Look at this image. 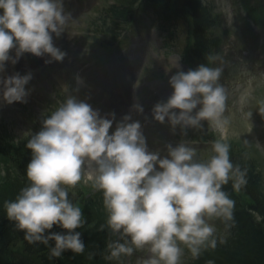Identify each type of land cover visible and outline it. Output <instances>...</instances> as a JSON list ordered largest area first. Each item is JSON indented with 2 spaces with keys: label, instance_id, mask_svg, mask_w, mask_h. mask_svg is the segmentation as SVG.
Segmentation results:
<instances>
[{
  "label": "clouds",
  "instance_id": "clouds-1",
  "mask_svg": "<svg viewBox=\"0 0 264 264\" xmlns=\"http://www.w3.org/2000/svg\"><path fill=\"white\" fill-rule=\"evenodd\" d=\"M0 10V73L25 53L47 55L46 64L64 60L66 52L53 40V34L59 37L71 20L63 0H0ZM218 59L208 53L207 64L176 71L168 81L171 94L151 109L155 121L167 123L174 134L179 128L182 137L189 129L203 130L204 122L219 130V139L211 142L212 155L206 159L185 138L175 145L167 143L165 154L150 150L142 124L131 114L115 121L114 112L101 115L63 88L64 99L43 114L40 130L26 141L31 151L26 167L29 183L13 200L4 202L7 218L24 232L28 243L49 246L53 242L50 258L59 259L66 251L84 253L85 242L77 229L86 219L68 189L81 182L87 168L107 214L106 225L98 230L107 227L116 237L106 245L108 259L119 260L147 247L150 256L142 264H180L181 244L194 259L214 250L218 239L212 221L220 219L226 228L236 223V202L224 186L231 181L233 190L239 191L247 184V169L230 158L226 135L230 121L224 115L228 95L220 83L223 68L211 66ZM31 79L30 71L0 76V98L7 104L26 103ZM133 109L144 111L139 103ZM257 111L264 117V100ZM252 115V111L245 113L249 120ZM251 214L257 222L264 219L255 211ZM54 227L64 231H52Z\"/></svg>",
  "mask_w": 264,
  "mask_h": 264
},
{
  "label": "rangeland",
  "instance_id": "rangeland-1",
  "mask_svg": "<svg viewBox=\"0 0 264 264\" xmlns=\"http://www.w3.org/2000/svg\"><path fill=\"white\" fill-rule=\"evenodd\" d=\"M73 1L77 5H74L72 12H68L71 14L69 25L59 37L53 34L54 44L65 51L67 57L62 62L53 61L46 64L45 60L49 57L45 55L41 63L33 65L31 70L29 68L25 70L26 73L29 71L32 73V79L26 85V88L30 90L26 103L7 104L0 98V138L7 139L15 145L27 141L31 133L40 130L43 114L54 109L57 102L64 99L66 93L63 88H67L78 99L91 104L94 109L98 106L101 108V102H105L106 98H111L107 96L108 92L96 86L99 82L98 77L120 72L124 78L121 92L125 96L131 94L132 98H140L142 95L140 102L144 111L140 113V116L147 121L141 124L150 150H161V153L165 154L167 143L175 145L185 138L193 141V146L197 148L200 158L209 156L212 153L211 140L201 142L199 134L202 131L205 134L213 131L214 139H219L220 132L207 122H204L203 130L189 129L187 137H182L179 128L174 134L167 123L160 124L152 116L148 119L152 115L153 105L159 99L157 97L153 99V94L145 91L148 86L144 83V76L141 74L144 73L149 81L158 82L163 89L172 92L168 83L169 77L178 70L194 69L182 60L179 51L172 52L164 49V35L156 28L152 17L147 13L137 11L134 19L126 25L125 32L120 38V44H117L116 48L103 47L110 36L107 32L101 33L100 28L95 27L99 24L101 9L111 2L119 3L124 0ZM206 1L213 14H216L220 20L219 24L213 28V34L219 35L223 41L219 53L216 54L220 59L211 66L223 68L220 83L226 88L228 95L224 115L230 121L226 129L227 142L233 149L241 150L245 158L253 160L261 175L260 185L264 195V117L257 111L259 101L264 100V39L259 41V45L255 47L256 41L250 33L252 29L248 31L244 27L245 21L242 20L243 16L239 12L238 4L235 3L236 0ZM66 2L63 0V4ZM64 7L67 8V6ZM255 15L261 19V26H264V16ZM130 40H133L131 47ZM134 48L139 55L132 62L129 60ZM115 52L116 57L123 53L124 56L117 59L123 65L116 69L112 63L111 70L114 71L109 72L106 66L110 65ZM12 54L14 55V52ZM176 63L179 64V69L174 66ZM199 64H201L199 61L194 63L195 66ZM129 65H132V69ZM8 70L6 67V71ZM77 76L82 78V82H77ZM137 80L136 84H139L138 87L142 88V91L133 93L136 88L138 89L137 86L132 87ZM113 90L118 91L119 88L114 87ZM113 99H111L113 103L110 104L112 107L122 104L114 97ZM112 107L111 109H114ZM249 111L253 112L251 120L245 116V113ZM130 113L133 111L130 110ZM131 116L135 120L134 116ZM121 118L116 117L115 121H120ZM114 127L115 122L113 129ZM249 128H251L250 132ZM88 171L90 170L86 168L81 182L77 185L79 191L76 187L68 189L69 198L74 203H78L82 196L79 192L85 195L96 191L93 188V181L89 179ZM18 182L14 165L0 157V192L3 194L6 192L0 199L2 208L6 200L13 199ZM243 199L247 198L243 197ZM212 223L217 231L220 230L216 219ZM180 246L185 247L182 244ZM21 254V246L17 245L2 257L13 260ZM149 256L150 252L146 247L144 250L134 251L132 256H121L119 260L112 259V262L114 264H142V261ZM182 260L183 256L180 264Z\"/></svg>",
  "mask_w": 264,
  "mask_h": 264
},
{
  "label": "trees",
  "instance_id": "trees-1",
  "mask_svg": "<svg viewBox=\"0 0 264 264\" xmlns=\"http://www.w3.org/2000/svg\"><path fill=\"white\" fill-rule=\"evenodd\" d=\"M137 1L124 0L105 7L103 23H108L110 28L111 25L121 27V23L130 20ZM243 2L249 12L264 15V0H243ZM140 7H149L161 19L168 20L169 25L165 28L168 35L174 34L175 38L182 37L187 42L186 46L192 55L204 58L208 51L219 43V38L211 33L215 20L203 0H145ZM106 26L108 29V25ZM25 144L26 142L15 145L7 139L0 138V157L14 165L19 180L13 199L19 190L29 183L26 167L31 159V151L25 147ZM230 158L234 164H239L241 169H247V184L239 191L233 190L231 181L224 186L236 202L235 226L226 228L221 221L225 234H216L217 247L214 250L203 251L198 259H194L186 248L184 264H207L209 260L214 264H264V219L257 222L251 214L255 211L264 217V195L260 190L259 173L255 171L251 162L244 159L245 156L240 151L232 147H230ZM4 194L0 192V199ZM242 194L250 201H244ZM79 203L86 219L84 226L77 229L82 233L85 242L84 253L75 254L66 251L59 259L50 258V247L53 242H50L49 246L42 243H28L24 238V232L15 227L7 218L5 208L0 206V255H4L19 242L23 245L19 258L13 260L0 258V264H111V259L107 258L109 252L106 245L113 239V235L107 227L104 231L98 230L101 224L106 225L107 214L103 200L83 196ZM52 231L64 230L54 227ZM220 238L225 242L220 243Z\"/></svg>",
  "mask_w": 264,
  "mask_h": 264
},
{
  "label": "bare ground",
  "instance_id": "bare-ground-1",
  "mask_svg": "<svg viewBox=\"0 0 264 264\" xmlns=\"http://www.w3.org/2000/svg\"><path fill=\"white\" fill-rule=\"evenodd\" d=\"M245 3V2H244ZM135 51V50H134ZM28 55H30L29 57H30V59H27V58H24V56H22L21 58H20V60H22L23 58L25 59L24 60V63L23 64H15V65H13V64H11L10 62L8 63V65L6 66L7 68L9 67V71H6L5 73H0V76H7V75H11V74H14L15 72H19L21 75H23V73H24V67L27 65V67L29 66V65H31V63L33 64V65H37V64H39V63H41V61L44 59V57H36V56H34V55H32V54H30V53H28ZM72 56V55H71ZM65 57H67V56H65ZM138 56H137V54L135 53V52H133L132 53V56L130 57V61H135V58H137ZM113 63H115V62H113ZM129 68L130 69H132V65H129ZM154 86L155 87H152V88H150V90L149 91H152V90H156L157 91V88H160L161 86L159 85V84H154ZM166 94H169V93H166ZM113 102L110 100V99H108V98H106L105 99V102H101V104H100V106L101 107H103V109H104V111L105 112H107V113H112V112H114L115 113V118L116 117H120L121 115L123 116V115H125V114H131V115H133V116H135L136 115V111L135 112H133V113H130V109L129 108H126V106L124 105V107L121 105V106H115V107H112L110 104H112ZM130 104L132 105V107H133V105H134V101H132V102H130ZM111 107L112 108H114V110H116L117 112H115L113 109H111ZM138 114V118L140 117V115H139V113H137ZM150 118V117H149Z\"/></svg>",
  "mask_w": 264,
  "mask_h": 264
}]
</instances>
